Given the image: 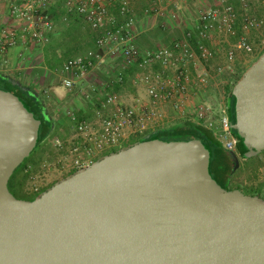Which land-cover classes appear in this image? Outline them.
I'll return each mask as SVG.
<instances>
[{
  "label": "water",
  "instance_id": "obj_1",
  "mask_svg": "<svg viewBox=\"0 0 264 264\" xmlns=\"http://www.w3.org/2000/svg\"><path fill=\"white\" fill-rule=\"evenodd\" d=\"M232 96L241 154L257 156L264 53ZM40 126L26 102L0 88V264H264V198L224 188L202 141L138 142L34 200L18 198L9 182L37 148Z\"/></svg>",
  "mask_w": 264,
  "mask_h": 264
},
{
  "label": "built area",
  "instance_id": "obj_2",
  "mask_svg": "<svg viewBox=\"0 0 264 264\" xmlns=\"http://www.w3.org/2000/svg\"><path fill=\"white\" fill-rule=\"evenodd\" d=\"M198 1L66 0L64 21L72 14L83 17L95 34L98 50L71 56L64 62L63 86L72 90L107 56L122 57L124 69L133 66L139 69L132 82L145 89L151 107L139 110L126 106L119 93L109 92L100 101L93 119L74 124L68 139H54L53 145L61 151L54 163L59 166V172L78 170L121 147L131 130L144 133L163 127L167 124L165 108L181 118H192L215 128L224 147L228 151L236 149L238 138L232 129L224 87L238 73V52L251 54L255 50L247 34L264 26V18L251 16L250 0H213L201 6L191 26L181 28V35L170 44L142 49L135 43L140 35L139 14L159 18L165 27H176L190 4ZM46 3L47 0H0V58L4 59L0 67L7 66L8 52L20 42H49L55 23L46 12ZM117 77L123 81V72ZM209 87L222 93L223 115L218 126L212 106L200 100L202 92ZM92 90L96 92V88ZM86 97L90 98V94ZM73 120H77L74 114ZM48 166L52 165L48 162L42 165ZM47 178L48 174L44 173L43 179ZM45 187L33 181L27 189L39 193Z\"/></svg>",
  "mask_w": 264,
  "mask_h": 264
},
{
  "label": "trees",
  "instance_id": "obj_3",
  "mask_svg": "<svg viewBox=\"0 0 264 264\" xmlns=\"http://www.w3.org/2000/svg\"><path fill=\"white\" fill-rule=\"evenodd\" d=\"M66 0H47L46 3V12L51 16L55 23V30H58L61 32L62 40L60 42V47L65 48L70 56H74L75 54L78 55V53L75 52L73 49L78 48L80 42H81V26L80 21L75 16L69 15L68 21H64V16L66 15V11L64 8V3ZM62 3V4H61ZM64 10H61L60 8ZM79 16V15H77ZM75 17V18H74ZM81 17V16H79ZM83 18V17H81ZM84 19V18H83ZM166 27L163 25V22L160 21V23L154 27L151 30L143 31L135 40V43L142 49H152L158 46V41L162 38V36L165 34ZM91 31V30H90ZM141 31V30H140ZM97 46V45H96ZM91 50H98V47L91 49ZM264 53V50L258 55L256 59L260 57ZM79 54H84L83 52ZM255 59V60H256ZM254 60V61H255ZM4 59L0 58V63H3ZM253 61V62H254ZM252 62V63H253ZM251 63V64H252ZM9 64V63H7ZM250 64V65H251ZM249 65V66H250ZM248 66V67H249ZM6 66L0 67V88L7 90L18 97H20L24 102L27 103L30 110L33 112L35 117L41 121V126L39 130L40 140L38 143V146H42V144L51 137L52 131L55 128V125L57 124L54 119V110L56 108H59L60 116H68L72 121L73 120V113L69 114L70 111L61 109V103L62 99H60L59 93H57L54 90V87H61L63 85L62 78L58 77L55 73L56 70H60L61 68H54L53 72H49V74H45L44 71H36V73L41 74V79L37 83V85L30 84L26 82V80H16L10 76V74L7 72V69H5ZM241 69L240 72L237 73L234 80L231 83H228L225 85V96L228 106V113L229 118L231 120V123H235L236 121V115H235V98L232 96V90L234 85L238 82V80L243 75L244 71L248 68ZM120 72H123L124 79L123 81L118 80V74ZM116 77H112L111 80H108L105 84L106 86H109V89L117 92L119 86H121L123 83L128 82L129 76L126 74V70L120 69ZM54 76L57 77L58 81L53 82ZM227 79H230L229 76H226ZM38 86L41 88L39 89ZM78 92V87H75L74 89L68 91V94L66 97H64L63 100L68 101L70 103V100H72L74 97L73 95ZM200 100L207 101L213 108V119L216 121V126H218V120L223 115L222 109H221V100H222V93L221 90L213 87L206 88L200 97ZM99 102L97 103V105ZM73 106V105H71ZM91 106H93L91 104ZM99 106V105H98ZM72 115V116H71ZM76 116V115H75ZM90 117H84V116H76L77 121L87 120ZM233 132L235 136L238 138L237 131L233 129ZM159 137L164 140H198L202 141L203 143L207 144L212 152L213 155L215 154V159L213 158V161L218 168V173L220 178L226 182V180L229 179V175L231 173V167L228 164L227 156L225 153V147L222 144V142L218 139L216 135V129L208 127L206 124L199 123L195 119L192 118H178L176 121L167 123L163 127H156L155 129H149L145 131L144 133H137L134 135V137L128 142L127 144L113 148L112 150L105 153V155H108L110 153H114L119 151L123 147L131 146L135 143L151 140L153 138ZM240 141V140H239ZM103 157V156H101ZM99 157L98 159H100ZM96 159V160H98ZM33 164V163H32ZM22 165V164H21ZM14 172L13 176L11 177V182L15 185V187L22 193H25V187L27 184V181L31 177L33 171H29V163L22 168L20 171L19 168ZM35 170L38 169V166L40 165V162L35 164ZM76 171V170H75ZM73 171L69 175L75 173ZM55 183V182H54ZM54 183L51 185L45 187L40 191L39 193H35V195L32 198H29V200H34L37 196H39L43 191L50 188ZM235 189V188H231Z\"/></svg>",
  "mask_w": 264,
  "mask_h": 264
},
{
  "label": "crops",
  "instance_id": "obj_4",
  "mask_svg": "<svg viewBox=\"0 0 264 264\" xmlns=\"http://www.w3.org/2000/svg\"><path fill=\"white\" fill-rule=\"evenodd\" d=\"M60 8H61V5H60ZM61 10L63 9L61 8ZM72 16H75L77 19H79L81 28L86 27L90 29V27L88 26V24L83 18L77 16L76 14H72L71 17ZM160 21L161 20L159 18L148 17V16L143 15L142 13L139 14L137 27L139 30H141L140 34L143 31L145 32V31L153 29L160 23ZM181 22L182 21L178 23V26H176V29H175L176 33L172 39L169 38V39L158 41L157 45H167V44H170L172 41H174L176 38H178L181 35L180 33L181 27L179 25ZM150 23L152 25L149 27ZM189 26H191V24H189L187 27ZM172 27H175V26H172ZM170 28L171 26L166 27L165 31L170 30ZM90 32H91V38L86 40L85 42L86 48L85 50H83L84 51L83 53H86L87 51L94 49L95 47L97 48L95 34L92 32V30ZM61 40H62L61 32L58 30H54L53 32L50 33L49 42L45 44L34 43L33 41H28L27 43L20 42L17 46L13 47L8 52L7 57H8L9 64H7L5 69H7V72L10 74L12 78L16 80H24V81L26 80V82L30 84L37 85V83L39 82L38 80L41 79V74L36 73V71H40V72L44 71L45 74L47 73L49 74V72L51 73L53 72L54 68L60 67L62 70L64 62L69 57L72 56V55L70 56L68 51H67V54L66 53L64 54L62 52V49H61L62 47L59 46ZM82 43L83 42H80V46L82 45ZM254 60H251V61L249 60L246 62L240 61L237 64V69H244L248 67ZM123 63H124V60L122 57L107 56L105 58V61L99 67L95 68L92 72H90L86 80H84L82 83L77 85L78 92H77V96H76L77 99L75 101V104L78 103L80 105L79 106L75 105L71 107L74 111L73 112L74 115H76L77 117L78 116L90 117L87 120L94 118L95 110L99 104L97 105L96 108H94L93 99L96 100V102L98 103L102 99L106 98L107 94L112 91L109 89V86H106L105 83L108 80H111L112 77L114 76L116 77L120 69L124 70ZM125 70H126V74L129 76V79H128V82L123 83L121 86H119L118 93L121 95V97H123V95L125 94V86H124L125 84L128 83L130 84V86L131 85H133V87L136 86L132 82V77L135 73L139 72V69L134 66L129 67V68L127 67V69ZM86 86H89V88L85 89ZM138 87H142V86H138ZM38 88L40 89L41 86L40 87L38 86ZM93 88H96V92H93L92 90ZM142 89L145 91L143 87ZM81 91H83V93ZM87 94H90V98L86 97ZM81 95L82 96L84 95L85 99L82 98ZM146 96L147 98H149L147 93H146ZM91 104L93 106H91ZM73 126L68 133L64 132L62 134V138H61L62 140H66L70 137ZM134 135L135 133L132 130L129 131V136L127 140H125L123 145L130 142V140L134 137ZM57 138H60V137H57ZM259 166L260 164H258V167L254 171H244L243 173L234 175L232 179H228L226 180V182H228L232 188H240V187H245L249 189L250 188L251 189L252 188H255V189L264 188V183H263L264 181H260L261 183H259L258 181L261 175L260 172H264L263 171L264 166L263 167L261 166L262 168H259ZM258 169H260V171ZM72 172L73 171H68V170L63 171V172L62 171L58 172L55 175L53 181L51 182L52 183L57 182L65 178Z\"/></svg>",
  "mask_w": 264,
  "mask_h": 264
},
{
  "label": "rangeland",
  "instance_id": "obj_5",
  "mask_svg": "<svg viewBox=\"0 0 264 264\" xmlns=\"http://www.w3.org/2000/svg\"><path fill=\"white\" fill-rule=\"evenodd\" d=\"M213 0H199L196 3H192L190 4L187 13H185V16H183V18L181 19V23L179 24L181 28H187V26L189 24H192L194 22V18L195 15L197 13V11L200 9L201 6L203 5H207V4H211L213 3ZM250 14L252 17L254 18H264V0H250ZM153 23V22H152ZM146 25V24H145ZM152 24H149V27ZM81 29V42L82 45L78 48H75L73 52L74 53H81L84 52L83 50H85V42L86 40L91 38V32L89 28H80ZM176 27H171L170 30L165 31V34L162 36V38L159 40H165V39H169V38H173L175 36L176 33ZM249 40L253 43L255 50L253 53L251 54H245L243 52H238L237 54V59H236V65L242 61V62H246V61H251L254 60L258 57V55L264 50V48L262 49L263 45H264V26L261 30L256 31H250L247 34ZM62 52L65 54H67V50L65 48H61ZM66 51V52H65ZM62 53V54H63ZM76 55V54H75ZM8 60V57H7ZM241 69H238V72H240ZM58 77L62 78V72L61 69L58 71L56 70L55 73ZM39 81V80H38ZM58 81L57 77L54 76V80L53 82ZM125 94L122 97V102L124 105L129 106V107H134L136 109L139 110H144V109H148L151 107V102L150 99L147 98L145 91L142 89V87H138V86H134L130 84H125ZM89 86H86L85 89H88ZM54 90L59 93V97L60 99H62V103H61V109L70 111L69 114H72L74 111L71 108L73 106H79L80 104L76 103V96L77 93H75L73 95V99L70 100V103L68 101L63 100L64 97H66V95L68 94V89H66L63 85L61 87H54ZM83 93V91H81ZM82 98L85 99V96L81 95ZM99 101V100H97ZM89 102V101H88ZM100 102V101H99ZM93 107L96 108L97 107V102L96 100L93 99ZM147 107V108H146ZM165 112L167 114L166 116V123H170L173 121H176L179 117L178 114H176L174 111H172L169 108H165ZM73 115V114H72ZM71 115V116H72ZM54 119L55 121H57L55 128L52 131L51 137L48 139V141L44 142L42 144V146H37V148L31 153V155L29 157H27L25 159V161L22 163L21 168H19L18 171H20L22 168H24L28 163H29V171L32 170L33 173L31 175V177L29 178V180L27 181L26 187H25V193L20 192L16 187L15 189H17V194L19 197L24 198V199H29L32 198L35 193L30 192L27 188H28V184H31L33 181H35L37 184L39 185H43L44 187L48 184H52L51 181H53L55 175L59 172L57 169L59 168L58 165L54 164L55 161L58 159L59 155L61 154V151H59L54 145H53V141L55 138L60 137L62 138V134L68 133L72 126L74 124H76L78 121H72L68 116L64 115V116H60V112H59V108H56L54 110ZM73 130V129H72ZM137 133H135L136 135ZM264 152V151H263ZM242 155V154H241ZM216 155H213V158L215 159ZM40 162V165L38 166V169L35 170V164ZM48 162L49 164H51L52 166H48L46 168H43L42 165ZM33 163V164H32ZM258 164H260L259 168H262L264 166V153L261 154V156H253V157H241V161H240V165L239 168L236 171V174H240L243 173L244 171H254L257 167ZM262 166V167H261ZM264 169V167H263ZM260 171V169H258ZM264 171V170H263ZM44 173L48 174V178L47 180L43 179L44 178ZM260 179L258 180L259 183H261L260 181H264V172H260ZM32 176H34L35 178L31 179ZM31 182V183H30ZM46 183V185H44ZM264 183V182H263ZM47 185V186H48ZM240 189L248 195H258L261 197H264V188H260V189H255V188H245V187H240Z\"/></svg>",
  "mask_w": 264,
  "mask_h": 264
},
{
  "label": "flooded vegetation",
  "instance_id": "obj_6",
  "mask_svg": "<svg viewBox=\"0 0 264 264\" xmlns=\"http://www.w3.org/2000/svg\"><path fill=\"white\" fill-rule=\"evenodd\" d=\"M234 152H236L239 157H240V161H241V157L243 155H241V147H240V141H237V146H236V149L234 150ZM225 153H226V156H227V161H228V164L230 165L231 167V173L229 175V179H232V177L236 174V171L237 169L239 168V166H237L235 160L232 158V151H228L226 148H225ZM264 152H262L261 154H263ZM259 154V155H261ZM258 155V156H259ZM244 157V156H243ZM211 171H212V174L213 176L217 179V181L224 187V188H227L228 190H232L231 186L229 185L228 182H224L220 176H219V173H218V168L216 167L214 161H213V158H212V163H211ZM9 188L11 190V192L17 196L18 198H21L18 196V192H17V189H15V185L13 184V182H9ZM264 198V197H263ZM24 199V198H23Z\"/></svg>",
  "mask_w": 264,
  "mask_h": 264
}]
</instances>
